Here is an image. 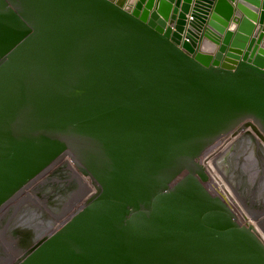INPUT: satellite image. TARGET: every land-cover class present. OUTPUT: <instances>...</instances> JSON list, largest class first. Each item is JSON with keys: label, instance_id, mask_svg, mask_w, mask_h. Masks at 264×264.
I'll list each match as a JSON object with an SVG mask.
<instances>
[{"label": "water", "instance_id": "water-1", "mask_svg": "<svg viewBox=\"0 0 264 264\" xmlns=\"http://www.w3.org/2000/svg\"><path fill=\"white\" fill-rule=\"evenodd\" d=\"M245 121L264 0H0V264H264L200 161Z\"/></svg>", "mask_w": 264, "mask_h": 264}, {"label": "built area", "instance_id": "built-area-1", "mask_svg": "<svg viewBox=\"0 0 264 264\" xmlns=\"http://www.w3.org/2000/svg\"><path fill=\"white\" fill-rule=\"evenodd\" d=\"M251 128L259 132L252 121H245L222 135L201 154L200 161L206 166L210 175L219 184L221 191L229 199L242 219L245 222H252L258 227V217L262 215L247 208V205L243 201L244 198L241 196L242 192H246V187L243 188L242 179L238 177L237 173V168L239 167L237 158L241 149L253 151L255 148H258L248 137H245L246 132ZM241 143H244L242 144V148L240 147ZM88 181L90 182V179ZM240 188L243 190L241 191ZM94 191L95 188L91 186L89 192L75 204L74 208L81 206ZM245 195L247 196V192ZM263 228L261 226L258 227L264 235Z\"/></svg>", "mask_w": 264, "mask_h": 264}, {"label": "rangeland", "instance_id": "rangeland-1", "mask_svg": "<svg viewBox=\"0 0 264 264\" xmlns=\"http://www.w3.org/2000/svg\"><path fill=\"white\" fill-rule=\"evenodd\" d=\"M242 144L244 143H241V148ZM238 155L237 173L247 192V196L245 191L241 193L243 201L254 212L264 216V153L259 152L258 148L253 151L241 149ZM240 190L243 189L240 188Z\"/></svg>", "mask_w": 264, "mask_h": 264}, {"label": "flooded vegetation", "instance_id": "flooded-vegetation-1", "mask_svg": "<svg viewBox=\"0 0 264 264\" xmlns=\"http://www.w3.org/2000/svg\"><path fill=\"white\" fill-rule=\"evenodd\" d=\"M245 137H248L252 143H255L257 145V147L259 149V152L262 151L264 153V141H263V138L259 137L254 132L250 133V135L249 134H245ZM77 182H78L77 180L73 179V184L76 186V188H81V183L80 182L77 183ZM250 210H251V208H250ZM48 213H49V216H52L49 211H48ZM45 216H48V215L45 214ZM33 217L34 216L32 215L31 209L27 208L21 215H19V218H21V221H20L21 225H24L23 223H25L26 224L25 227L27 228V226L29 225V223L31 222ZM263 217L264 216H261L259 218H263ZM47 218L48 217H44V218H42V220H45ZM5 245H6V243H5ZM7 249L8 250L5 251V254H3L1 256L2 257L1 259H3L5 262L11 261L12 257L14 256V250H11L12 248L10 249V248H8V246H7Z\"/></svg>", "mask_w": 264, "mask_h": 264}, {"label": "bare ground", "instance_id": "bare-ground-1", "mask_svg": "<svg viewBox=\"0 0 264 264\" xmlns=\"http://www.w3.org/2000/svg\"><path fill=\"white\" fill-rule=\"evenodd\" d=\"M251 131V132H250ZM252 132H254V133H256L259 137H261V138H263V136L260 134V132H258L256 129H249L247 132H246V134H249L250 135V133H252ZM247 208L250 210V208L247 206ZM263 219H264V217L262 218V219H259V217H258V227H262L263 228V226H264V224H263ZM263 231H264V228H263Z\"/></svg>", "mask_w": 264, "mask_h": 264}, {"label": "crops", "instance_id": "crops-1", "mask_svg": "<svg viewBox=\"0 0 264 264\" xmlns=\"http://www.w3.org/2000/svg\"><path fill=\"white\" fill-rule=\"evenodd\" d=\"M259 219H262V218H259Z\"/></svg>", "mask_w": 264, "mask_h": 264}]
</instances>
